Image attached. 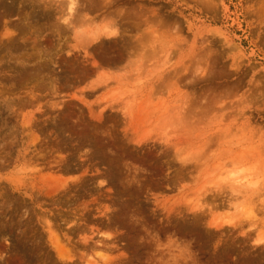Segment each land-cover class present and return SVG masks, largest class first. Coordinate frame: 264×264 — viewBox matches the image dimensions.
<instances>
[{
    "label": "rangeland",
    "instance_id": "1",
    "mask_svg": "<svg viewBox=\"0 0 264 264\" xmlns=\"http://www.w3.org/2000/svg\"><path fill=\"white\" fill-rule=\"evenodd\" d=\"M0 264H264V0H0Z\"/></svg>",
    "mask_w": 264,
    "mask_h": 264
}]
</instances>
